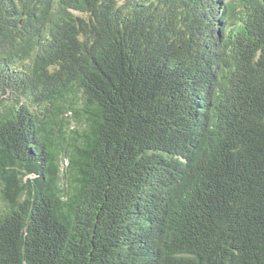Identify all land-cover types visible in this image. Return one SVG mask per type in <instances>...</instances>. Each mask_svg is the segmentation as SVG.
<instances>
[{"label": "trees", "instance_id": "16d2710c", "mask_svg": "<svg viewBox=\"0 0 264 264\" xmlns=\"http://www.w3.org/2000/svg\"><path fill=\"white\" fill-rule=\"evenodd\" d=\"M0 264H264V0H0Z\"/></svg>", "mask_w": 264, "mask_h": 264}]
</instances>
